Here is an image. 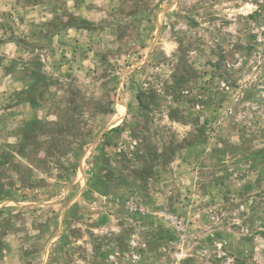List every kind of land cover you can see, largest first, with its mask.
<instances>
[{"label":"rangeland","instance_id":"374dc122","mask_svg":"<svg viewBox=\"0 0 264 264\" xmlns=\"http://www.w3.org/2000/svg\"><path fill=\"white\" fill-rule=\"evenodd\" d=\"M0 264H264V0H0Z\"/></svg>","mask_w":264,"mask_h":264},{"label":"trees","instance_id":"16d2710c","mask_svg":"<svg viewBox=\"0 0 264 264\" xmlns=\"http://www.w3.org/2000/svg\"><path fill=\"white\" fill-rule=\"evenodd\" d=\"M223 66L225 67L226 65L225 64H223ZM223 67H222V65L221 64H219L218 66H217V69H218V71H219V75H222V76H224V75H226L225 73L226 72H224V70L222 69ZM222 70V71H221Z\"/></svg>","mask_w":264,"mask_h":264}]
</instances>
